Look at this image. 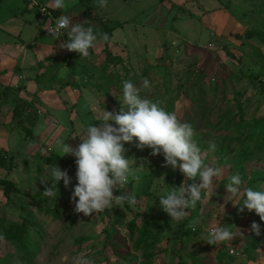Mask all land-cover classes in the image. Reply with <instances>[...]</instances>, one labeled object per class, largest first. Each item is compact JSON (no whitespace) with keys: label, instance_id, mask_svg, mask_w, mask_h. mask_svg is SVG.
<instances>
[{"label":"rangeland","instance_id":"obj_1","mask_svg":"<svg viewBox=\"0 0 264 264\" xmlns=\"http://www.w3.org/2000/svg\"><path fill=\"white\" fill-rule=\"evenodd\" d=\"M4 1L0 17L18 5L17 0ZM66 4L60 12L71 15L73 22L87 21L102 34L110 31L111 56L103 40L89 50V58L60 48L68 39L66 32L54 40L38 31L33 40L38 23L32 12L0 23L22 27L21 37L30 41L5 40V51H0V73L6 72L2 82L14 89L0 112V150L7 159L6 168L0 166V260L72 264V257L86 253L95 264H264V221L254 210L240 212L242 200H230L226 189L228 176L235 173L243 187H264V0ZM28 17L34 22L25 21ZM249 30L255 35H246ZM145 78L152 87L142 95L192 123L206 163L223 170L213 178V194L189 209L184 221H171L156 189L199 183V178L190 180L179 168L166 167L163 153L153 156L134 140L125 143L124 155L140 169L121 190L138 195V205L91 216L76 213L71 199L76 169L67 162L75 157L61 156L57 141L66 139L77 147L81 126L100 123L96 118L103 108L119 112L123 107L122 81L141 87ZM15 95L31 105L20 118L12 116ZM26 126L38 143L26 136ZM210 144H215L214 152H208ZM53 165L67 169L72 178L67 188L61 180L56 200L41 194L50 181L40 179ZM5 179L11 182L9 191ZM253 221L262 225L259 236L250 231ZM22 222L31 257L12 238ZM216 224L231 226L236 235L209 244L206 233Z\"/></svg>","mask_w":264,"mask_h":264},{"label":"clouds","instance_id":"obj_2","mask_svg":"<svg viewBox=\"0 0 264 264\" xmlns=\"http://www.w3.org/2000/svg\"><path fill=\"white\" fill-rule=\"evenodd\" d=\"M98 3L104 7L107 0H98ZM49 7L64 10L67 7L66 0H48V6L42 8ZM46 29L54 40L66 32L68 39L60 48L76 52L80 58H89V50H95L98 41L109 40L106 33H99L87 21L75 23L71 15L66 13L61 14L55 24ZM151 87L147 78L141 87L131 80L122 81V98L119 99L123 107L119 112L103 108L96 118L100 123L88 122L81 126L77 135L81 143L75 148L67 144L66 139L57 141L61 156L71 154L75 157L77 182L73 185L71 199L76 213L91 216L106 209L121 208L125 203L133 207L138 205L134 193L121 191L129 184L130 176L140 169L134 167V161L124 155L125 143L134 140L138 149L147 147L153 156L163 153L166 167L171 166L173 170L179 168L190 180L199 178V183L156 189L159 204L171 221H184L189 209L195 208L213 194V178L221 176L223 170L206 163L207 156L195 139L197 133L192 123L181 119L176 111L166 109L158 100L142 95ZM215 148V144H210L208 152H214ZM61 180L66 188L71 185L72 178L68 170H62L57 165L50 166L47 175L40 179L43 184L50 181V186H46L41 194L56 200ZM228 181L226 189L229 199L242 200L238 202L243 205L239 211L254 210L260 221H264V187H243L244 181L239 173L230 174ZM116 190H119L118 195ZM198 223L199 220L192 223L193 230ZM261 230L260 223H251V232L259 236ZM235 235L231 226L216 224L210 227L204 240L218 245L232 240ZM17 264L20 262L17 261ZM72 264H95V258L80 253L72 257Z\"/></svg>","mask_w":264,"mask_h":264},{"label":"trees","instance_id":"obj_3","mask_svg":"<svg viewBox=\"0 0 264 264\" xmlns=\"http://www.w3.org/2000/svg\"><path fill=\"white\" fill-rule=\"evenodd\" d=\"M57 13H60V11H58V9H57ZM105 33L109 36V40H110V38H111L110 31H106ZM246 35L251 37V36L255 35V32H253L252 30H249V31H246ZM109 40L107 42L104 41V50H105V53L107 54V56H111V52L108 48ZM226 54L229 55L231 58H234V56L232 54H230L228 51H226ZM12 91H14V89L11 86H6V85L0 84V111H1V106L3 105V103L5 101L4 99L7 98ZM13 102L15 104V107L12 110V116L15 118L16 117H18V118L22 117L26 107L31 106L29 101L19 97L18 95H15L13 97ZM24 131H25L26 136H28L30 140H32L35 143H38V138L32 133V131L29 127H24ZM53 157L57 160H61V157H59L57 154H54ZM71 159L72 158L67 159V162L74 169H77V165L75 164V162L71 161ZM6 160L7 159H6L3 151L0 150V166L6 168V166H7ZM3 184H4L5 191H9L11 188L10 187L11 182L9 180L5 179V180H3ZM116 194L117 195L119 194V190H116ZM136 196H137V198H139L138 195H136ZM124 206L129 207L130 205L125 203ZM26 226H27L26 223L22 222V224L18 228H16L15 231L13 232L12 238L15 240V243L20 246V250H24L26 252V255L31 257L32 254H31L30 250L27 249L29 242H27L26 240H28L29 233H28V230L26 229ZM0 264H9V258L1 259Z\"/></svg>","mask_w":264,"mask_h":264},{"label":"crops","instance_id":"obj_4","mask_svg":"<svg viewBox=\"0 0 264 264\" xmlns=\"http://www.w3.org/2000/svg\"><path fill=\"white\" fill-rule=\"evenodd\" d=\"M3 0H0V7H1V3H2ZM6 2H9V0H5ZM4 1V2H5ZM42 1V0H40ZM48 0H44V3L48 5V2H46ZM28 0H17V3L18 5L16 6V9L13 7L11 11L8 12V15L5 17V16H1L0 17V23L4 22H8V18H11V16H24V14H26V12H32L33 13V17L37 18V23L38 25L36 26V32H35V35L32 37V39H36L38 37V34L39 33H42L44 34V32L42 31V24H41V17L38 16V14L34 11V10H29L28 9ZM43 2V1H42ZM29 10V11H27ZM58 11H60L58 9ZM57 14H62L61 12L60 13H57ZM25 21H30V22H34V19H32V17H28L27 19H25ZM5 26H2L0 24V51H5V47H4V43L3 41H8L10 39H16V37L18 39H20V41L22 42V45H25L26 43H29L27 40H24L21 36V29L22 27L19 28V30L17 28H10L7 24H4ZM38 27V29H37ZM39 31V33H38ZM64 34V33H63ZM14 36V37H13ZM6 72L4 71H1L0 73V84L1 85H6V86H11L10 84L8 83H3L2 82V79H6ZM12 87V86H11ZM13 88V87H12ZM20 97V96H19ZM1 112V111H0ZM27 127V126H26Z\"/></svg>","mask_w":264,"mask_h":264},{"label":"built area","instance_id":"obj_5","mask_svg":"<svg viewBox=\"0 0 264 264\" xmlns=\"http://www.w3.org/2000/svg\"><path fill=\"white\" fill-rule=\"evenodd\" d=\"M46 6L48 5L42 1L28 0V8L30 10H34L38 14V16L41 17L42 31L44 32V34L50 36V33L46 28L53 26L55 24L56 18H58L60 14H57V10H53L50 7L49 9L42 8Z\"/></svg>","mask_w":264,"mask_h":264}]
</instances>
